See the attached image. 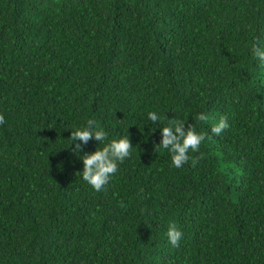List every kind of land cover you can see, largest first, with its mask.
Listing matches in <instances>:
<instances>
[{
	"label": "trees",
	"instance_id": "16d2710c",
	"mask_svg": "<svg viewBox=\"0 0 264 264\" xmlns=\"http://www.w3.org/2000/svg\"><path fill=\"white\" fill-rule=\"evenodd\" d=\"M254 43L264 0H0V264H264ZM157 109L206 133L179 168ZM89 119L134 145L100 192L66 148Z\"/></svg>",
	"mask_w": 264,
	"mask_h": 264
},
{
	"label": "clouds",
	"instance_id": "9594fccd",
	"mask_svg": "<svg viewBox=\"0 0 264 264\" xmlns=\"http://www.w3.org/2000/svg\"><path fill=\"white\" fill-rule=\"evenodd\" d=\"M252 54L261 63H264V43H254ZM196 118L200 121H208L211 117L204 112L198 113ZM167 119L168 123L160 126ZM187 119L176 117L166 118L165 113L157 110H149L146 113L144 124L151 122L153 127L149 132L155 131L156 126H160L161 140L157 146L166 149L171 154L172 164L179 168L189 159L190 152H196L201 143L205 140L206 133L197 131L191 124L187 128L184 124ZM5 123V115L0 113V125ZM71 128L70 137L72 143L66 148H71L73 155L82 161L83 167L80 170L82 179L87 182L95 191H102L109 183L112 176L118 171L119 165L130 156L134 145L131 143L127 132L116 138H109L106 129L89 119L83 125ZM229 128L226 116H219L212 120L211 133L219 135L224 129ZM143 131V129H142ZM90 139L98 142V147L92 152H85L80 155L82 147ZM168 242L177 246L182 239L183 233L176 224H169L167 228Z\"/></svg>",
	"mask_w": 264,
	"mask_h": 264
}]
</instances>
